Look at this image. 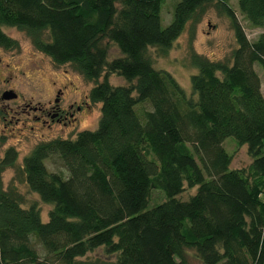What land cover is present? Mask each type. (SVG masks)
<instances>
[{"label": "trees", "instance_id": "16d2710c", "mask_svg": "<svg viewBox=\"0 0 264 264\" xmlns=\"http://www.w3.org/2000/svg\"><path fill=\"white\" fill-rule=\"evenodd\" d=\"M162 0H0V47L22 30L54 64H69L93 85L92 129L38 142L17 171L51 205L46 220L0 177V264H264V0H177L160 23ZM214 4L234 46L220 59L191 53L190 94L147 48L164 51L185 25ZM108 42L120 55L107 59ZM115 73L128 83L111 85ZM100 78V80H98ZM246 145L250 162L231 168L222 142ZM9 147L0 173L13 165ZM57 162L54 171L45 162ZM184 187L194 191L186 199ZM151 190L164 199L148 205ZM103 247L107 257L88 256ZM109 256H113L110 258Z\"/></svg>", "mask_w": 264, "mask_h": 264}, {"label": "rangeland", "instance_id": "374dc122", "mask_svg": "<svg viewBox=\"0 0 264 264\" xmlns=\"http://www.w3.org/2000/svg\"><path fill=\"white\" fill-rule=\"evenodd\" d=\"M176 1L162 0L160 5V23L162 26L169 23L172 8ZM228 4L232 8H237V0H228ZM235 14L248 38H253L259 31L264 29V27H250L237 11H235ZM1 30L13 39L15 45L8 50L0 48V90L11 87L19 97H32V102L42 101L47 95H51L50 81L60 80V84L64 81H70L71 91L73 92L68 93L70 99H83V96L87 95L93 82L86 80L71 65L54 64L48 56L32 46L29 37L22 30L13 26H1ZM233 46L234 41L228 18L220 13L214 4H208L198 22L193 24L188 22L182 32L164 51L157 46H150L147 48V55L150 57L154 68L167 71L185 93L190 94L189 77L196 72L195 67L189 62L191 53L194 52L210 59H220L229 54ZM119 55L118 49L108 42L107 59L110 60ZM254 68L259 72L262 79V92L264 95V71L262 72V69L257 65H254ZM107 81L111 85L128 83L115 73H108ZM65 95H67L66 91ZM87 101L89 103L88 109L79 118L74 131L70 132L69 135L65 131L64 136L72 137L78 130L92 129L96 125L99 116V104L92 103L88 99ZM8 132L9 129L0 130V158L9 147L15 151L16 158L13 165L6 167L0 173L2 184L4 187L8 184L14 185L26 202H35L39 206L41 219L46 220L51 205L39 201L35 193L28 191L27 187L21 182L20 174L16 169L20 166L22 158L40 141V137L31 132L29 133L28 130L17 137H11L7 134ZM222 146L231 156V168H242L249 164L250 157L246 152V145H237L232 137H226L222 142ZM57 164V162L54 163L51 160L45 162L47 169L52 171H54ZM194 189V187H184L178 198L186 199L193 193ZM163 199V194L159 190H151L148 205L158 203ZM87 255L107 257L103 247H98L88 252ZM109 257L112 258L113 256ZM186 262L187 264H200L191 249L186 250Z\"/></svg>", "mask_w": 264, "mask_h": 264}, {"label": "flooded vegetation", "instance_id": "af4514ba", "mask_svg": "<svg viewBox=\"0 0 264 264\" xmlns=\"http://www.w3.org/2000/svg\"><path fill=\"white\" fill-rule=\"evenodd\" d=\"M70 85V81L60 84V80H51V95H47L42 101L35 102H32V97H19L11 87L2 88L0 90V130L9 129L7 134L11 137L23 135L28 130L29 133L40 137L39 142L65 138L74 131L79 118L89 106L87 95H84L83 99H70L68 93H73ZM6 91L14 95L10 98L1 97ZM65 131L68 134L64 136Z\"/></svg>", "mask_w": 264, "mask_h": 264}, {"label": "water", "instance_id": "95a60500", "mask_svg": "<svg viewBox=\"0 0 264 264\" xmlns=\"http://www.w3.org/2000/svg\"><path fill=\"white\" fill-rule=\"evenodd\" d=\"M14 94H12L11 92H4L2 95H1V97H3V98H10V97H12Z\"/></svg>", "mask_w": 264, "mask_h": 264}, {"label": "crops", "instance_id": "0c3cea01", "mask_svg": "<svg viewBox=\"0 0 264 264\" xmlns=\"http://www.w3.org/2000/svg\"><path fill=\"white\" fill-rule=\"evenodd\" d=\"M264 27V26H263ZM262 31H264V29L262 30ZM259 32H261V31H259ZM256 70V69H255ZM264 70H262V72H263ZM256 72H257V74L259 75V72L256 70ZM259 77H260V75H259ZM260 81H261V84H260V87H261V92H262V79H261V77H260ZM262 94H263V92H262ZM264 96V95H263Z\"/></svg>", "mask_w": 264, "mask_h": 264}]
</instances>
